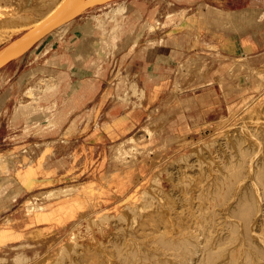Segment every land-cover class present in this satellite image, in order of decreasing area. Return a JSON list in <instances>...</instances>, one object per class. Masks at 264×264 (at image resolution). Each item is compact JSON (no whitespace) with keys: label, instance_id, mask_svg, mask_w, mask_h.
Here are the masks:
<instances>
[{"label":"rangeland","instance_id":"374dc122","mask_svg":"<svg viewBox=\"0 0 264 264\" xmlns=\"http://www.w3.org/2000/svg\"><path fill=\"white\" fill-rule=\"evenodd\" d=\"M117 1L121 0L83 6L77 14L93 10L85 17L89 28L119 24L127 6H115ZM146 6L150 10L151 3ZM69 21L0 68V86L17 66L14 78L20 83L15 102L0 118V264L42 259L48 264L59 258L63 244L81 240L89 230V218L116 216L126 205L142 203L143 190L158 188L150 185L155 176L167 189L173 160L190 158L196 146L220 143L224 133H232L264 110V50L229 54L209 45L175 54L165 77L159 79L162 92L150 101L145 100L146 89L157 86L149 76L144 73L145 81L138 85L134 72L114 63L112 88L117 99L109 106L141 108L144 116L133 117L140 123L127 132H115L107 123L94 126L86 101L72 106L66 98L57 102L48 98L47 91L54 90L49 80L55 77L46 79L40 71L43 44L62 33ZM116 27L113 36L118 34ZM31 28L1 30L0 49ZM14 109L16 115L10 118ZM110 119L115 124L117 117Z\"/></svg>","mask_w":264,"mask_h":264},{"label":"bare ground","instance_id":"6f19581e","mask_svg":"<svg viewBox=\"0 0 264 264\" xmlns=\"http://www.w3.org/2000/svg\"><path fill=\"white\" fill-rule=\"evenodd\" d=\"M74 1L0 0V31L39 26ZM251 118L164 167L168 188L155 176L150 185L158 188L143 190L137 208L89 218L95 228L59 245L48 264H264V110Z\"/></svg>","mask_w":264,"mask_h":264},{"label":"crops","instance_id":"0c3cea01","mask_svg":"<svg viewBox=\"0 0 264 264\" xmlns=\"http://www.w3.org/2000/svg\"><path fill=\"white\" fill-rule=\"evenodd\" d=\"M149 2L151 8L147 10ZM113 4L127 6L119 24L89 28L85 17L93 10L76 14L62 33L43 44L41 57L45 56L39 63L46 79L55 77V81L49 80L54 90L47 91L48 98L56 102L66 98L72 106L86 101L94 126L107 123L115 132H127L140 123L133 117L144 116L141 108L129 111L109 106L116 98L112 88L114 63L134 72L138 85L145 81L144 73L149 76L157 86L146 89L145 100L150 101L162 92L159 79L165 77L177 53H191L209 45L229 54L264 50V0H121ZM116 26L118 34L113 36ZM18 69L0 86V118L16 100L20 83L14 76ZM103 70L97 77V71ZM15 113L14 109L8 116L12 118ZM111 116L117 117L115 124ZM102 117L106 119L100 123Z\"/></svg>","mask_w":264,"mask_h":264},{"label":"water","instance_id":"95a60500","mask_svg":"<svg viewBox=\"0 0 264 264\" xmlns=\"http://www.w3.org/2000/svg\"><path fill=\"white\" fill-rule=\"evenodd\" d=\"M84 0H75L68 8L54 16L45 23L33 27L30 30L25 31L20 36L12 40L0 49V68L8 64L14 58L25 53L34 45H36L41 39L49 35L58 26L70 20V14L79 7ZM111 0H95L86 4L84 7L106 3ZM84 8V9H85Z\"/></svg>","mask_w":264,"mask_h":264}]
</instances>
